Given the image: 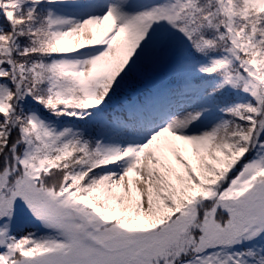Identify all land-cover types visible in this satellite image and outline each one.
I'll return each mask as SVG.
<instances>
[{"label": "snow or ice", "instance_id": "snow-or-ice-1", "mask_svg": "<svg viewBox=\"0 0 264 264\" xmlns=\"http://www.w3.org/2000/svg\"><path fill=\"white\" fill-rule=\"evenodd\" d=\"M0 264H264V0H0Z\"/></svg>", "mask_w": 264, "mask_h": 264}]
</instances>
